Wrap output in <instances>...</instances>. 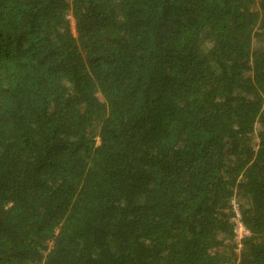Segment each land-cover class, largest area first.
<instances>
[{"label": "trees", "instance_id": "1", "mask_svg": "<svg viewBox=\"0 0 264 264\" xmlns=\"http://www.w3.org/2000/svg\"><path fill=\"white\" fill-rule=\"evenodd\" d=\"M0 264H264V0H0Z\"/></svg>", "mask_w": 264, "mask_h": 264}, {"label": "built area", "instance_id": "2", "mask_svg": "<svg viewBox=\"0 0 264 264\" xmlns=\"http://www.w3.org/2000/svg\"><path fill=\"white\" fill-rule=\"evenodd\" d=\"M233 223L235 225V230H234V243L237 245L239 249L242 248L243 240L247 238L250 234L249 232L245 229L243 224L240 221V215L237 212L235 218L233 219Z\"/></svg>", "mask_w": 264, "mask_h": 264}, {"label": "rangeland", "instance_id": "3", "mask_svg": "<svg viewBox=\"0 0 264 264\" xmlns=\"http://www.w3.org/2000/svg\"><path fill=\"white\" fill-rule=\"evenodd\" d=\"M71 23H72V26H73V31L75 32V29H74V21L72 20ZM237 254H239V251H238Z\"/></svg>", "mask_w": 264, "mask_h": 264}]
</instances>
